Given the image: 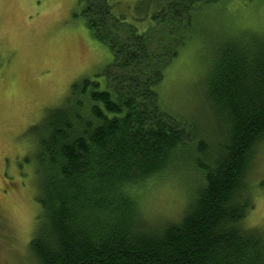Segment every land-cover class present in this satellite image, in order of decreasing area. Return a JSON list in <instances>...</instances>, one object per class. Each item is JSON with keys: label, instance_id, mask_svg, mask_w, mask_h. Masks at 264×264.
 <instances>
[{"label": "trees", "instance_id": "16d2710c", "mask_svg": "<svg viewBox=\"0 0 264 264\" xmlns=\"http://www.w3.org/2000/svg\"><path fill=\"white\" fill-rule=\"evenodd\" d=\"M250 1L78 0L112 61L103 81H75L25 132L39 206L29 248L39 264H264V234L242 225L253 207L247 175L264 140V33L218 41L198 115L178 118L157 91L197 38V17ZM187 168L197 178L180 219L146 227L135 190Z\"/></svg>", "mask_w": 264, "mask_h": 264}, {"label": "rangeland", "instance_id": "374dc122", "mask_svg": "<svg viewBox=\"0 0 264 264\" xmlns=\"http://www.w3.org/2000/svg\"><path fill=\"white\" fill-rule=\"evenodd\" d=\"M196 19L197 38L165 68L157 87L165 109L181 119L198 115L197 95L218 41L238 30L264 33V0L214 7ZM111 61L108 47L86 28L78 0H0V264H39L29 248L39 206L32 168L24 162L31 148L26 130L47 107L59 105L75 81H103ZM201 124L213 137L207 119ZM191 172L177 170L135 190L146 227L180 219L195 190ZM247 180L253 207L242 225L264 234V140L254 149Z\"/></svg>", "mask_w": 264, "mask_h": 264}]
</instances>
